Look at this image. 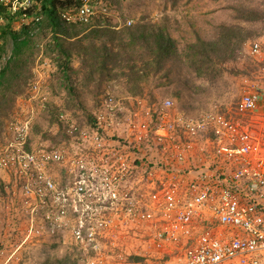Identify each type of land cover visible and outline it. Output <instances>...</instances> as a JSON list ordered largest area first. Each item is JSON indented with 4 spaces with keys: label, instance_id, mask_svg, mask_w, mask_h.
<instances>
[{
    "label": "built area",
    "instance_id": "built-area-1",
    "mask_svg": "<svg viewBox=\"0 0 264 264\" xmlns=\"http://www.w3.org/2000/svg\"><path fill=\"white\" fill-rule=\"evenodd\" d=\"M263 99L264 82L207 109L106 92L90 120L60 113L57 145L34 138L44 104L20 105L0 137V264L37 246L76 264H264Z\"/></svg>",
    "mask_w": 264,
    "mask_h": 264
},
{
    "label": "rangeland",
    "instance_id": "rangeland-1",
    "mask_svg": "<svg viewBox=\"0 0 264 264\" xmlns=\"http://www.w3.org/2000/svg\"><path fill=\"white\" fill-rule=\"evenodd\" d=\"M108 2L111 5L110 16L101 8L97 10L98 18L94 26H106L102 31H107L100 40L93 39L92 36L87 37V40L81 38L86 30L89 32L93 27H66L68 35L63 39L66 38V48L73 55L71 82L64 80L55 63L49 59L57 56L53 48L49 47L47 50L51 33L48 31L44 38H36L37 40L33 42L35 45L28 72L30 80L26 83L21 81L18 88L10 89L6 96L2 97L4 102L0 107V114L2 112L4 115L3 121H10L22 104H49L43 111L38 108L39 120L34 138L38 143L56 145L65 137L58 122L59 111L70 110L78 121H84L87 114L94 111L100 96L106 92L125 104H134L135 100L140 98L153 101L166 97L175 100L182 107L207 109L214 106L231 107L241 99L246 86L263 87L264 55L251 56L249 44L256 41L264 42V22L243 21L237 17L234 8L244 6L264 11V0H108ZM4 24L5 21L1 22L0 18V28ZM221 26H240L246 31L247 41L236 59L226 63V72L222 76L215 81L199 78L188 68L185 50L198 39L216 40L220 35ZM23 27L25 25L20 19L14 21V32L20 33L21 29H25ZM140 27H143L147 34L163 30L165 36L173 42L175 52L165 58L159 71H153V67L150 66L149 70H152L150 75L136 80L133 76L129 78L131 69L143 68L153 60V53L144 45L146 41L138 35L130 36L132 30ZM148 41L150 44L153 42ZM6 44L4 57L6 60L0 62V71L13 52L12 42L7 40ZM100 51L106 69L94 71L93 76L89 75L87 63L93 65L92 61L99 56ZM261 104L251 123L254 135L264 143V99ZM38 248L35 247V251L40 250ZM47 255L45 253V256H41L46 259Z\"/></svg>",
    "mask_w": 264,
    "mask_h": 264
},
{
    "label": "trees",
    "instance_id": "trees-1",
    "mask_svg": "<svg viewBox=\"0 0 264 264\" xmlns=\"http://www.w3.org/2000/svg\"><path fill=\"white\" fill-rule=\"evenodd\" d=\"M85 2L86 0H41L37 8L33 7L27 10L28 16L30 18L34 17V20L29 26L23 27L25 29H21L20 33L14 32L13 23L20 18V16H23L26 11L20 8L18 17L13 16L12 11L8 7L0 4L1 22L5 21L4 26L0 28V61L2 57L6 55V41H11L13 44L12 56L5 67L0 71V107L4 102L2 97L4 95L6 96L10 89L18 88L21 81H23V83L29 82L30 74H28V72L30 70L31 55H33V47L35 45L33 42L37 40L36 38H44V34H47L48 31L51 33V39L48 42L47 50L49 47L53 48V51L57 55L56 58L53 59L49 57V59H52L57 65V71L64 76V80L71 82L70 72L72 71L71 64L73 55L72 52L66 48V38L63 39V37L68 35L66 27L70 28L74 26L68 23L64 16L66 13H73L75 16H78L79 10L84 6ZM93 2L98 4L102 3L109 7L111 11V5L108 0H93ZM234 9L238 15L237 17L243 21L264 22V11L244 6L235 7ZM97 18L98 16L95 15L91 18L89 23H84L85 27H93V30H89V32L86 30L81 38L84 37V39L87 40V37L92 36L93 39L100 40L104 36V33H107V31H102L106 26H94L97 22ZM220 30V35L216 40L206 41L198 39L196 43L188 45L185 50L188 68L199 78L215 81L222 76L223 73L226 72V63L236 59L247 41L246 31L240 26H221ZM135 35L145 40L146 42L144 45L153 53V60H151L150 63L145 64L143 68H132L129 72V78L133 76V78L139 80L148 77L152 70L159 71L163 67L165 58L173 54L175 49L173 48V42L165 36L163 30L158 33L147 34V31L143 29V27H140L131 31L130 36L134 37ZM21 37L24 38L22 39ZM148 40L153 42L150 44ZM80 41H78V43ZM81 48L84 49L83 47ZM94 61H92L93 65L92 63H87L86 66L88 67L89 75L92 76L94 71L97 72L106 69L101 51ZM150 66L153 67L152 70H149ZM63 111L68 110H60L58 116ZM12 112H14V110H12L11 113ZM3 117L4 115L1 112L0 137L4 133L7 122V120L3 121ZM90 119L91 114H87V120ZM59 124L65 135L64 124L60 122ZM42 251L49 255V257L47 255V262L50 264H76L73 253H70L67 249L64 250V252L59 251L60 254L57 253L56 246L45 250L43 249Z\"/></svg>",
    "mask_w": 264,
    "mask_h": 264
},
{
    "label": "clouds",
    "instance_id": "clouds-1",
    "mask_svg": "<svg viewBox=\"0 0 264 264\" xmlns=\"http://www.w3.org/2000/svg\"><path fill=\"white\" fill-rule=\"evenodd\" d=\"M25 1L26 0H19L18 2H16L15 0H13V1L0 0V4L1 5H5L6 7H8L12 11V15L13 16H17V17H18V12L20 11V8L21 9H24L26 11L25 14L23 16H20V18H18V19L21 20V22H22L23 25L29 26L30 23L34 20V17H31L30 18L28 16L27 10H29V9H31L33 7H36L37 8L39 6V2H41V0H31L30 1V5L27 8H25V6H23V5L21 6V3H24ZM91 5L94 8V11L96 12L95 15H97L98 8H101L107 16H110L111 15L109 13V11H110L109 10V7L103 5L102 3L101 4L94 3L93 0H91ZM64 17L66 18L67 22L70 23L71 25H73L74 27L75 26H84V22L80 21L78 19V17L75 16V14H73V13H69V14L66 13ZM4 57H2L1 61H5L6 60ZM10 58H11V56H9V60H10ZM42 58H43V56H42ZM55 66L57 68V65L56 64H55ZM38 105L40 106V104H38ZM48 105L49 104H44V107L41 108L40 110L43 111L44 109H46V107ZM19 108H20V106H19ZM58 119H59V116H58ZM7 122H9V121H7ZM7 122H6V124H7ZM57 253L60 254L59 250H57ZM46 259H48V258L46 257Z\"/></svg>",
    "mask_w": 264,
    "mask_h": 264
},
{
    "label": "crops",
    "instance_id": "crops-1",
    "mask_svg": "<svg viewBox=\"0 0 264 264\" xmlns=\"http://www.w3.org/2000/svg\"><path fill=\"white\" fill-rule=\"evenodd\" d=\"M33 248H30L29 251L27 252H21V261L20 262H13L11 264H50L49 262H47L48 259H45V252L43 251H34L31 250ZM44 255V256H41Z\"/></svg>",
    "mask_w": 264,
    "mask_h": 264
}]
</instances>
